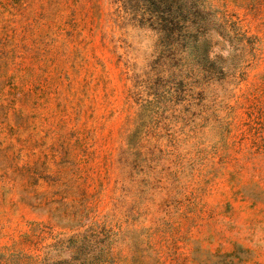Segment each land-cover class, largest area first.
<instances>
[{"label": "rangeland", "instance_id": "1", "mask_svg": "<svg viewBox=\"0 0 264 264\" xmlns=\"http://www.w3.org/2000/svg\"><path fill=\"white\" fill-rule=\"evenodd\" d=\"M0 264H264V0H0Z\"/></svg>", "mask_w": 264, "mask_h": 264}]
</instances>
